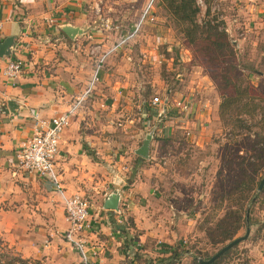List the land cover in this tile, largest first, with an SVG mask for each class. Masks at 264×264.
Here are the masks:
<instances>
[{
  "label": "crops",
  "instance_id": "crops-1",
  "mask_svg": "<svg viewBox=\"0 0 264 264\" xmlns=\"http://www.w3.org/2000/svg\"><path fill=\"white\" fill-rule=\"evenodd\" d=\"M253 1L233 0V12L237 14L232 19L238 23L242 16L253 19V11L260 9V6H251ZM92 2L0 0V39L14 36L9 56L24 62V71L13 84L0 73V240L13 254L40 264L81 263L78 252L63 239L66 222L62 197L47 178L22 171L15 164L14 148L31 136L34 111L44 117L61 112L69 114V124L60 133L55 166L66 193H78L88 203L87 197L96 202L89 204V228L85 231L89 263L133 262L134 255L124 253V237L113 227L116 217L121 220L118 224L121 226H125L127 215L131 217L132 231L136 232L132 233L127 226L125 229L135 235L134 243L145 242L150 235L157 236L153 230H142L138 215L141 203L134 194L137 193L135 187L144 183L145 173L143 162L135 165L137 154L134 151L145 135L146 117L140 118L138 113L145 110L143 100L134 106L136 83L124 56L118 61L111 57V51L128 43L139 29L123 33L113 50L112 46L104 49L102 37L98 38L101 33L91 27L90 21L95 17ZM139 16L138 20L143 18L142 14ZM66 26L78 28L81 33L70 37L64 31ZM89 39L98 40L96 48L101 46L105 53L98 63L99 82L91 85L89 93L83 94L97 69L96 59L91 58L93 45ZM121 64L126 69L120 73ZM180 94L173 92L172 99H182ZM191 109L195 128L196 123L202 121L209 126L208 117L214 109L209 100L206 99L203 107L191 105ZM114 115L124 120L120 133L123 142L113 150L115 143L108 134L111 126L107 120ZM169 118L173 125L184 121L178 113ZM150 147L149 142L148 158L152 152ZM112 191L119 194V215L117 210L103 207ZM260 234L262 236L248 245V264H264V228ZM157 240L172 245L161 237ZM159 251L162 252L160 248Z\"/></svg>",
  "mask_w": 264,
  "mask_h": 264
},
{
  "label": "rangeland",
  "instance_id": "rangeland-1",
  "mask_svg": "<svg viewBox=\"0 0 264 264\" xmlns=\"http://www.w3.org/2000/svg\"><path fill=\"white\" fill-rule=\"evenodd\" d=\"M92 1L95 17L90 23L98 34L101 33L98 38L102 37L104 49L112 46L113 50L123 33L139 29L128 43L111 51V57L117 61L124 56L132 73L136 83L134 106L140 105L141 100L147 102L152 96L164 98L166 91L170 102L173 92L178 91L182 100H188L193 108L198 104L203 107L206 99L214 107L208 117L209 126L202 121L196 123L197 128L195 115L191 116L192 109L186 120L174 125L169 117L180 114L179 108L174 110L168 106L169 115L159 124L155 119L158 109H151L154 114L150 118L147 117L148 108L143 112L136 109L140 118L146 117L145 134L152 132L149 141L152 152L142 165L144 183L135 187L137 193L134 194L141 203L138 215L142 230H153L157 236L146 237L137 249L139 256L127 264H145L146 258L151 263L164 257L160 256L165 253L159 248L164 249V245L169 244H158L156 240L160 237L171 241L169 246L188 252L180 256L176 264H189L192 254H212L223 246L211 245L204 229L231 206L222 196L240 179V171L246 169L248 172L249 164L256 163L258 155L264 154V16L259 15L264 14V0H254L251 6H260V9L253 11V19L242 16L240 23L232 19L237 14L233 12V0H212L208 16L203 14V2L196 0L199 7L196 21L224 22L234 45L231 54L229 48L209 45L203 34L198 41L190 43L183 26L168 15L160 0ZM141 14L143 18L138 20ZM88 41L93 46L99 45L98 40ZM205 46L212 47L213 51L206 53ZM214 49L221 51V55L215 56ZM95 50L91 58L99 63L105 51L101 46ZM125 69L121 64L119 72ZM236 92L240 93L239 103L222 109L224 117L221 118L219 103ZM244 103L247 105L243 106ZM251 111L253 115L249 116ZM123 120L119 115L107 120L111 126L108 134L115 143L113 150L123 142L120 135ZM156 129L160 130L161 137L152 138ZM243 158L247 160L244 164ZM87 199L90 206L96 203ZM263 213L264 205L257 206L253 217L262 221ZM124 223L132 233L136 232L130 226L131 217L127 215ZM250 242L246 239L238 243L225 264H248ZM3 248L12 253L9 248ZM36 262L29 258L26 264H38Z\"/></svg>",
  "mask_w": 264,
  "mask_h": 264
},
{
  "label": "trees",
  "instance_id": "trees-1",
  "mask_svg": "<svg viewBox=\"0 0 264 264\" xmlns=\"http://www.w3.org/2000/svg\"><path fill=\"white\" fill-rule=\"evenodd\" d=\"M165 8V11L171 16L174 21L179 25L183 26V32L185 37H187L190 43L198 41L202 34L204 35V40L211 46L220 47L223 46L224 49L229 48L228 53H232V40L228 37L227 32L225 31L224 22H216L212 24L211 20L204 19L202 23L196 21L195 17L199 11L195 0H160ZM204 5L203 14L208 16L210 13V4L212 0H202ZM221 26V29L219 28ZM203 37V36H202ZM234 46V45H233ZM212 47L205 46V52H212ZM204 52V53H205ZM214 55H221V51L214 49ZM210 57V56H209ZM244 91V90H243ZM239 93V92H238ZM224 97L223 100L219 103V115L221 118L224 117L222 109L229 108L232 105L237 106V103L240 101V93ZM247 105L246 103L243 106ZM148 108V107H146ZM145 108V111H146ZM147 117L153 116L154 112L151 108H148ZM252 110H255L254 108ZM233 114V113H232ZM235 116V114H233ZM252 111L249 113V116H252ZM145 118V117H144ZM262 120V117L260 118ZM264 120V118H263ZM157 134H154L152 138H156ZM160 137V136H158ZM262 143L264 144V136L262 137ZM253 157V156H252ZM258 160L256 163L249 164L248 172L246 169H242L240 172V179L236 182L233 188H229L222 199H226L231 206L222 213L219 217L215 219L214 222L205 227L204 232L208 238V242L211 245H225L230 240L243 235L245 231L246 223L249 226L248 238L247 240L255 241L257 237H260V231L264 228V221H259L257 218L253 217L255 208L257 206L264 205V185L259 191H256V186L264 174V154L258 155ZM144 158L136 156L135 165L138 166L144 162ZM247 162L245 158L242 159V164ZM241 164V165H242ZM130 221V219H129ZM127 224V223H126ZM255 225V226H254ZM118 225L113 221L114 229H117L118 232L124 237L123 246L125 247L124 253L126 256L133 254L134 257L139 256V252L133 251V245L135 240L134 234H129L125 229V225ZM130 226L132 224L130 223ZM262 236V235H261ZM235 245L234 247H236ZM6 246L0 240V264H26L28 259L18 256V254H13L3 250ZM164 249H161L162 252L167 253L159 261L161 264H176L179 260V257L183 254H187V251L179 249L178 247H172L169 245H164ZM8 249V248H6ZM234 248L229 249L223 255L216 258L209 264H225L227 256L233 251ZM10 251V249H8ZM216 252V251H215ZM214 252V253H215ZM214 253L208 252H198L194 253L190 257L189 264H199V259H207L212 256ZM39 264V262H36ZM145 264H150L149 259H145Z\"/></svg>",
  "mask_w": 264,
  "mask_h": 264
},
{
  "label": "built area",
  "instance_id": "built-area-1",
  "mask_svg": "<svg viewBox=\"0 0 264 264\" xmlns=\"http://www.w3.org/2000/svg\"><path fill=\"white\" fill-rule=\"evenodd\" d=\"M202 2L201 0H199ZM195 2H197L195 0ZM197 4V3H196ZM203 4V3H201ZM204 6V5H203ZM144 14V13H143ZM96 46H92V52L96 51ZM96 70L94 71L91 81L86 85L84 93H89L93 84L100 80L98 69L100 66L96 62ZM24 71V62L18 57H3L0 62L1 75L12 84L16 78L20 77ZM76 100H79L76 99ZM146 103V104H145ZM174 108H179V118L186 120L191 111V106L188 100L185 99H171L168 102L167 97L159 98L157 96L150 97L147 102L142 101V105L151 109H158L156 121L159 124L169 111V104ZM34 121V128L31 136L14 148V158L16 167L27 173L35 174L39 177L47 178L54 188V190L62 197L65 213L64 220L66 228L63 231V239H65L79 254L81 264L89 263L88 253V238H86L85 231L89 228L88 213L89 203L78 193H66L61 185L58 169L55 166V157L58 150V142L60 133L69 124V114L59 113V115L44 117L39 111H34L32 114ZM156 125L152 128L154 129ZM159 129L155 130L154 134L158 136ZM119 215L120 211H116ZM121 220L119 217L115 218V223L119 224ZM160 244L161 241L157 240ZM139 243H135L133 250L136 252L139 249ZM150 264H161L159 260H153Z\"/></svg>",
  "mask_w": 264,
  "mask_h": 264
},
{
  "label": "water",
  "instance_id": "water-1",
  "mask_svg": "<svg viewBox=\"0 0 264 264\" xmlns=\"http://www.w3.org/2000/svg\"><path fill=\"white\" fill-rule=\"evenodd\" d=\"M65 33L70 36L74 37L76 33H81V30L78 28H73L71 26H66L64 28ZM14 42V36H7L2 39H0V58L7 57L9 56L11 52V47L13 46ZM10 105V103H7ZM152 132H146L144 135V138L142 139L140 145L134 150L135 153L142 157V158H148V144L151 139ZM264 185V174L261 176L259 179L257 186H256V191H259L262 186ZM118 203H119V194L117 191H112L110 195L104 200L103 207L107 210H118ZM248 232H249V226L246 223L245 226V231L243 235L238 236L234 238V240H230L227 242L225 245H223L221 248H219L212 256H210L207 259H199L198 263L199 264H209L212 261H214L216 258L219 256L223 255L225 252H227L229 249L234 248L235 245L238 243L246 240L248 238Z\"/></svg>",
  "mask_w": 264,
  "mask_h": 264
}]
</instances>
